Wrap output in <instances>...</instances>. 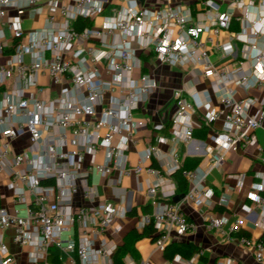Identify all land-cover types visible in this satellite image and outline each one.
Masks as SVG:
<instances>
[{"label":"built area","instance_id":"2783aa9c","mask_svg":"<svg viewBox=\"0 0 264 264\" xmlns=\"http://www.w3.org/2000/svg\"><path fill=\"white\" fill-rule=\"evenodd\" d=\"M18 1L0 0V178H6L13 197L12 208L0 204V264H20L5 241L8 229L15 243L28 248L33 264H113L119 246L115 235L122 231L117 218L127 211L113 200L100 199L91 177L98 173L112 179L115 171L149 176L144 192L152 211L141 214L137 229L153 223L155 248L164 253L175 235H185L193 227L180 203L173 201L177 185L171 174L182 167L179 146L194 140L196 127H211L222 119L206 145L209 167L182 170L188 181L185 199L201 205L215 195L206 183L210 171L221 167L230 151L257 144V131L264 128V47L256 43L264 33V0H196L204 7L197 14L182 0H128L104 16L103 26L82 31L73 22L79 16L93 19L102 14L109 0H28L32 13L47 10V25L28 32L23 27L25 7ZM11 6L16 7L14 14L9 13ZM245 6L260 12L249 19L250 32L237 31L221 41L235 11ZM238 19L244 21V16ZM212 48L218 50L220 61L213 58ZM142 53L162 65L186 68L192 83L173 90L171 151L151 143L132 165L128 152L134 134L148 125L135 120L134 111L159 87L149 72L132 76L142 67ZM44 73L60 85L51 99H44L38 80ZM252 89L261 94L251 95ZM240 90L246 94L240 96ZM195 114L203 121H194ZM163 127L155 125L157 130ZM23 137L27 143L19 149L17 142ZM167 140L157 136L159 143ZM167 156L172 165L166 173L147 164ZM111 182L117 191L119 181ZM76 195L85 202L78 207ZM255 199L264 203L262 194ZM205 221L208 229L250 248L256 260L264 262V238L238 234L240 216L232 222L222 216ZM203 253L186 261L193 263ZM182 261L177 253L162 263L147 258L128 264ZM217 264L241 263L227 256Z\"/></svg>","mask_w":264,"mask_h":264},{"label":"crops","instance_id":"0c3cea01","mask_svg":"<svg viewBox=\"0 0 264 264\" xmlns=\"http://www.w3.org/2000/svg\"><path fill=\"white\" fill-rule=\"evenodd\" d=\"M182 1L190 6L196 14L204 10V7L196 0ZM245 1L248 3V0ZM18 3L25 7L22 17L23 27L26 32L43 28L47 25L46 9H42L38 13H32L29 9L28 0H19ZM128 3V0H109L108 6H106L104 12L92 19V26H103L105 23L104 16L106 14H111L112 8L120 5H127ZM15 12L16 7L11 6L9 8V13L14 14ZM259 13V10L254 9L252 6H245L243 9H237L230 28L222 32L220 40H229L233 33L237 31L245 30L249 33V19L252 18L253 15H258ZM241 16H244V21L238 19V17ZM195 17L197 18V16ZM3 28L10 40V31L5 24H3ZM256 43L259 47H264V33L257 37ZM239 44L242 45L240 42ZM211 52L213 58L217 62L220 61L218 50L212 48ZM140 57L143 63L142 67L136 69L132 73V76L137 78L140 72H149L157 78L159 87L143 105L134 111V119L147 121L148 125L138 128L134 134L135 141L131 143L128 152L129 163L132 165L138 163L142 151L151 143H157L161 151H171L173 143L170 137L173 129L171 124L167 128H165V125L171 122L172 114L176 108L173 90L175 87L184 84L190 85L192 83L186 68L162 65L155 57L145 53L140 54ZM239 57L240 59H244L243 53H241ZM247 67L248 64L246 65V68ZM105 76L110 77L109 74H105ZM38 80L40 84L44 86V99H51L58 94L60 85L54 84L48 74H40ZM203 82V84L207 85L209 80L205 79ZM200 86L201 85H198V87ZM31 90L33 89H27L28 92ZM245 94L244 91H239L240 96H244ZM250 94L260 95L261 92L258 89H252L250 90ZM107 97H109V94ZM193 119L196 122L203 121V117L200 114H195ZM158 123L164 124V127L160 130L155 128V125ZM203 125L195 128L194 140L192 142L179 146L182 165L185 164L187 169L196 167L205 169L209 167L210 161L209 155L206 153V145L211 143L209 137L213 130L221 127L222 119H219L213 126H209L207 131L203 130ZM157 136H166L168 140L167 142L159 143L157 141ZM120 137L121 136L118 134L115 141H120ZM257 137V144L248 145L245 149L230 151L227 154L225 163L221 167L213 168L210 171L206 183L212 186L215 191V195L211 201L196 205L194 202L184 198L179 202L181 209L186 214L187 220L193 227L185 235H175L172 243L193 244L198 247V250L191 257L186 256L184 253L176 252L175 254L180 253L184 257V261L180 264H217L219 259L227 256L233 257L241 264H264V262L261 263L256 260L250 248L239 244L236 240L226 239L217 230L208 229L205 224L206 218L210 216H222L225 220L232 222L238 215L243 219L241 226L243 234L255 239L264 238V203H260L255 199L256 195H264V188L262 185V181L264 180V128L257 131ZM26 143L27 138L23 137L17 142V148L22 149L26 146ZM102 157L103 154L100 153L97 159L101 161ZM147 164L159 168L166 173L172 165V160L167 156L160 162L154 157L147 161ZM171 177L177 185V194H180L181 192H178L177 181L172 174ZM111 178L119 181L117 185L119 188L117 191L114 190L111 182L112 179L110 178H106L98 173H93L91 180L98 186L100 199L113 200L125 207L127 211L124 217L117 218V223L122 225V231L119 233L121 240L119 242L117 241L120 245L124 243L125 239L131 235L134 229L138 231L137 225L139 224L141 214L152 211L151 201L144 192L146 181L149 179V176L143 174L141 177L137 178L135 176H125L119 171H115ZM6 181L5 177L0 178V204L12 208L13 197L6 185ZM84 203L83 198L80 195H76L74 198V205L78 207ZM12 235L13 230L8 229L6 231L5 241L10 252L20 264H33L28 258V248L21 247L15 243ZM151 239V241H148V239L144 237L138 240L135 243V251L133 253H127L123 257V264H128L130 260L139 262L147 258H150L156 263H162L169 259L165 257L164 253H162L163 256L157 254L158 250L155 248L152 237ZM200 250H203L204 253L196 257L193 263H188L186 261L189 258L195 257ZM50 260L55 262L56 258L50 256Z\"/></svg>","mask_w":264,"mask_h":264},{"label":"trees","instance_id":"16d2710c","mask_svg":"<svg viewBox=\"0 0 264 264\" xmlns=\"http://www.w3.org/2000/svg\"><path fill=\"white\" fill-rule=\"evenodd\" d=\"M88 26H92V19L90 18L79 16L73 22V27L79 31H82L84 28ZM170 124L171 122L165 125V128H167ZM208 129H209V126L207 124H204L203 130L207 131ZM183 169H187L185 164H183L181 168L175 170L172 173V176L178 183V192L186 193L188 190V181L182 174ZM154 232H155V229H154L153 223L146 225L144 230L141 232L134 229L131 235H129V237L125 239L124 243L118 246V249L114 255L113 264H123V261H122L123 257L127 253H133L135 251V243L144 237L154 238V234H155ZM238 234H243V232L240 231L238 232ZM197 250H198V247L194 246L193 244H179V243L171 242L167 246L166 250L164 251V254H165V257L172 258L176 252H180V253H184L188 257H191Z\"/></svg>","mask_w":264,"mask_h":264},{"label":"water","instance_id":"95a60500","mask_svg":"<svg viewBox=\"0 0 264 264\" xmlns=\"http://www.w3.org/2000/svg\"><path fill=\"white\" fill-rule=\"evenodd\" d=\"M141 1H144V0H141ZM185 198V193H180V194H176L174 197H173V201L174 202H180L181 200H183ZM155 237V236H154Z\"/></svg>","mask_w":264,"mask_h":264},{"label":"rangeland","instance_id":"374dc122","mask_svg":"<svg viewBox=\"0 0 264 264\" xmlns=\"http://www.w3.org/2000/svg\"><path fill=\"white\" fill-rule=\"evenodd\" d=\"M2 62H3V59H0V64H1ZM115 238H116V240L119 242V241L121 240V236H120V234H116V235H115ZM146 239H148V241H151V240H152L151 237H146ZM153 243H154V242H153ZM162 253H163L162 251H158L157 254H160V255L163 256ZM153 262H155V261H153Z\"/></svg>","mask_w":264,"mask_h":264}]
</instances>
